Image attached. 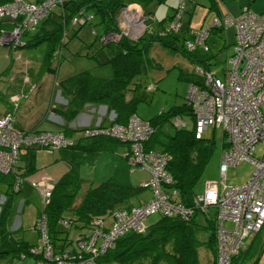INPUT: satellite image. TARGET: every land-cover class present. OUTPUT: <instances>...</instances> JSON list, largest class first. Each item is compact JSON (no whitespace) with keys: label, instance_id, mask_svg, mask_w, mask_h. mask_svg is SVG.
<instances>
[{"label":"trees","instance_id":"16d2710c","mask_svg":"<svg viewBox=\"0 0 264 264\" xmlns=\"http://www.w3.org/2000/svg\"><path fill=\"white\" fill-rule=\"evenodd\" d=\"M5 1L8 0H0V3ZM163 1L165 0H62L58 2L61 4L60 13H55L52 7L51 11L43 16L33 29L23 31L22 43L15 46L8 44L10 48H17L37 45L44 41L47 48L45 57L39 65L38 76L30 78V74L24 71L26 75L23 76V82L26 86L10 94L9 106L1 110L0 115L10 112L14 124L25 131L51 130L73 138L71 143L53 148L51 151L52 153L58 150L60 158L68 162V167L52 181L51 194L46 202H42L33 224L41 237L37 221L41 217L44 218L47 240L56 255L62 256L63 253H70L76 256L79 253H87L85 248L79 246V240L89 239L91 236L94 230L91 224L92 219L101 218L104 221V227H108L113 220L116 208L146 200L141 196L142 186L132 183L122 184L112 178L87 185L79 195L84 182L79 170L81 161L79 158L93 157L102 149L113 148L119 142L128 144L129 142L104 133L76 136L75 129L69 125V121L87 103L105 104L108 111L114 112L107 124L125 123L132 114H136L137 99L127 98L126 90L131 87L130 84L134 77L141 72L144 62L151 66L157 65V62L149 56L154 44H159L171 53L179 51L188 56L190 60H196L198 63L195 66L201 65L208 68V58H199L194 52L198 45L188 48L186 41L190 39L184 36L181 41L176 34L181 27L180 17L185 8V1L180 0L179 5L172 6L171 12L164 17L159 19L153 17L154 11L151 4ZM131 3L140 4L143 14V29L137 35L121 32L119 25L121 11ZM209 8L216 9L218 15L232 13L225 12L223 9L221 11L216 0H213ZM90 9L98 15L103 27L102 34H96L92 43H95L97 39L102 44L109 43L111 40L106 41L105 36L109 32L120 34L119 38L114 40L118 43L119 50L105 61L98 59V51L87 54L99 64L110 63L111 75H95L89 68H83L61 77L57 83L60 93L66 98L65 105L58 107L55 104L51 107L49 103L42 116L38 117V122L42 119L46 120L48 112L52 109L64 117V123L59 124L57 129L38 128L35 125L28 128L18 126L12 111L18 107V97L21 99L26 96L25 88L32 91L35 89L33 86L36 88L39 86L35 84L36 77L40 78L39 74L49 72L55 75L62 61V47L67 42L66 36L70 32L77 31L79 26L91 19L90 15H86ZM174 23L178 25L175 26ZM76 25L77 28H75ZM233 42L234 40L232 44ZM195 66L194 73H191L188 79L190 83L201 84L203 75L195 70ZM8 68L9 66L6 70ZM153 88L154 85L150 90ZM192 109L187 98L186 102L162 109L147 119L152 131L144 141L143 149L146 152L153 151L168 156L165 169L172 180L166 187L177 192L178 200L194 206V198L203 190L198 191L197 184L203 177L216 144L213 136H203V133L199 137L195 135ZM184 115L192 119V127H187L186 123L184 125L176 123V118L183 119ZM93 125L94 123L89 125V128ZM40 148L45 149L41 145L22 146L18 156L15 157L13 170L0 171V262L14 263L15 257L23 258L27 254H33L36 261L32 264H54L53 260L48 262L43 252L37 248L40 240L30 242L17 232V228H11V216L18 199L21 180L37 171L36 156ZM129 155L130 151L125 156ZM41 176L43 175H38L34 179ZM206 180H204V185ZM16 182L17 187H14ZM200 212L205 213V222L197 220ZM215 226V210L210 215L208 209L202 211L193 207L189 219H183L178 215L156 213L152 220L146 219V227L143 231L130 230L120 235L116 238L114 246L98 253L95 260L97 264H160L161 261L167 264H199L198 248L201 244H205L212 251V259L206 264H216ZM201 230L208 232L206 239L199 238L197 233ZM239 254L240 251L232 256L230 264H234V258Z\"/></svg>","mask_w":264,"mask_h":264},{"label":"built area","instance_id":"2783aa9c","mask_svg":"<svg viewBox=\"0 0 264 264\" xmlns=\"http://www.w3.org/2000/svg\"><path fill=\"white\" fill-rule=\"evenodd\" d=\"M60 1L1 2L0 19L8 21L9 26L0 27V44L15 46L22 43L23 31L33 29ZM131 9V6H127L121 11L122 15L125 17L130 12L132 21L143 15L138 9ZM231 26L236 29L234 50L229 55L230 65L224 71V78L210 68L196 65L195 70L203 75V82L190 83L187 94L193 108L195 135L199 137L208 126L222 129L224 145L219 163L220 178L206 180L204 189L194 198V206L185 204L178 200L175 190L166 187L172 180L165 169L168 156L143 149V143L152 131L147 120L132 114L125 123L115 122L104 126L96 123L91 128L88 125L84 128V134L104 133L129 142L130 163L145 166L152 174L151 180L145 184L151 187L152 195L137 204L116 208L108 227H104L103 219H92L94 230L91 236L79 240V246L85 248L87 253L76 256L53 253L47 240L44 218H39L37 226L42 235L37 248L48 262L97 264L95 257L98 253L113 247L116 238L127 231H143L146 219L151 214L163 213L189 219L193 207L202 211L213 207L216 220V264H230L232 256L240 251L244 239L264 226V151L260 154L255 152L259 143L264 146V12L244 7L239 15L229 12L216 14L207 26L195 31V40H187L186 46L193 48L200 45L207 50V36L211 28ZM105 36L106 41H110L117 40L120 34L109 32ZM176 123L185 124L180 117L176 118ZM72 141L71 136L57 131H25L14 124L10 112L0 115V171L13 170L15 157L24 145H41L51 152L53 148ZM241 161H248L254 166L250 177L243 183H227L225 178L228 167ZM31 185L39 190L41 201L46 202L51 194L52 181L43 175L33 179ZM14 187H17V182ZM227 220L234 222V226H226Z\"/></svg>","mask_w":264,"mask_h":264},{"label":"rangeland","instance_id":"374dc122","mask_svg":"<svg viewBox=\"0 0 264 264\" xmlns=\"http://www.w3.org/2000/svg\"><path fill=\"white\" fill-rule=\"evenodd\" d=\"M34 1V0H29ZM185 8L181 13V27L176 31L181 41L186 36L191 41L195 40V31L207 26L216 15V9L209 8L213 0H184ZM225 12H232L234 15H239L244 7H249L255 12L264 11V0H216ZM180 4V0H165L163 2H154L152 9L154 11L153 17L162 18L168 12H171L172 6ZM131 8L141 12V5L138 3H131ZM134 7H137L134 9ZM130 9V7H129ZM131 9V10H132ZM137 10V11H138ZM55 13L61 12V4L56 3L53 6ZM129 12V10H128ZM132 12V11H131ZM131 13H127L124 17L122 13L119 15L121 32H128L134 35L141 33L143 29V22L141 17H136L132 21ZM86 15H90V20L83 23L77 28L74 33L70 32L66 36L67 42L62 47V61L58 66L57 72L50 74L44 72L37 79L43 80L45 83L41 86H33L36 93H41L44 96L30 95L19 99V104L22 111L29 105L34 103L35 108L31 110L28 116L40 117L45 112L50 99V94L53 89L49 88L46 82L54 83L56 78L67 76L68 74L89 68L95 75L110 76V63H97L93 58L87 54L93 51L97 52V57L101 61H105L119 50V45L116 41L102 44L100 40L92 43L96 38V34H102L103 27L99 22V17L90 9ZM133 18V17H132ZM138 18L139 21H138ZM137 19V20H136ZM146 25H150L147 24ZM9 22L5 19L0 20V27L6 28ZM235 26L228 28H212L207 36V43L209 49L205 50L200 45L196 46L194 52L199 58L207 57V67L216 72L220 77L224 78V71L229 67V55L232 54L234 46L232 41L235 38ZM47 44L40 42L32 46H20L17 48H10L7 44H0V111L9 106L8 98L12 92L20 90L25 83L23 82L24 71L28 72L31 77L38 76L40 70V62L45 57ZM213 54V55H211ZM149 56L157 62V65H147L143 63L141 72L137 74L130 84V88L126 90V96L134 97L136 102V114L141 118L147 120L162 109H168L172 105H178L186 102L189 88V75L194 73V66L198 63L196 60L192 61L188 56L181 54L179 51L171 53L159 44H154L149 52ZM9 68L6 70V68ZM11 66V68H10ZM39 80V81H40ZM27 81V78H25ZM154 88L150 90L149 86ZM26 86V85H25ZM40 88V90H39ZM23 89V88H22ZM28 88H25L27 92ZM50 89L49 93L48 90ZM31 93V90H28ZM49 97V98H48ZM46 98H48L46 100ZM11 99V97H10ZM62 100V95L58 90L54 96V102ZM17 105V106H18ZM13 111V110H12ZM14 113V111H13ZM55 118V120L62 122L63 119ZM42 118V117H41ZM50 118V114L48 115ZM42 119L35 124L38 128L56 129L57 126L50 119ZM187 127H192L193 121L188 115L183 116ZM56 121V122H57ZM22 124V123H21ZM203 136H213L215 139V150L205 168L201 181L197 184V190L204 189V180H216L220 178L219 163L221 160V152L223 147V132L221 127L213 129L208 126L203 130ZM84 134V129H76L75 135ZM130 151L128 143H120L113 148H105L96 153L95 156L79 158L80 174L84 182L79 195L85 187L89 184H97L106 178H112L114 181L122 184H135L142 186L141 196L148 199L152 195L150 186H145L151 180L150 170L140 164H131L129 156H125ZM264 151V146L259 143L255 152L260 154ZM58 150L52 153L45 149H38L36 156L37 171L21 180L20 191L18 199L13 209L11 216V228H17V232L28 239L30 242H37L40 240L37 229L33 226L37 212L42 204L41 194L39 190L31 185V180L38 175H44L51 181L55 180L68 167V162L60 158ZM254 166L248 161H241L234 165H230L226 172L225 181L229 184H239L246 181ZM24 198L26 200L24 201ZM79 197L77 198V200ZM208 213L212 215L214 208H208ZM156 214L148 216L147 220H152ZM200 222H205V213L200 212L198 215ZM225 225L229 227L234 226V222L225 221ZM199 238L206 239L208 232L201 230L198 233ZM252 236L244 239L240 254L234 258V264H264V227L259 234L252 241ZM250 245L248 251L244 252ZM199 264H206L212 259V251L205 244H201L198 248ZM36 261L33 254H27L25 257H15V264H32ZM160 264H167L161 261Z\"/></svg>","mask_w":264,"mask_h":264},{"label":"crops","instance_id":"0c3cea01","mask_svg":"<svg viewBox=\"0 0 264 264\" xmlns=\"http://www.w3.org/2000/svg\"><path fill=\"white\" fill-rule=\"evenodd\" d=\"M220 9L222 11L221 6H220ZM40 79H35V82H36L35 84L41 86L42 83L43 84L45 83L43 80H40ZM59 79L60 78H56L54 83H56L58 85L57 81ZM46 83H47L49 88L53 89V93L52 92L49 93L50 89L48 90V93L50 94V99L47 100L49 97L46 98V100L51 104V107H53L55 104L58 107L65 105L66 98L60 93V89L58 88V86L54 87L55 84H50L49 82H46ZM28 90H30V89H28ZM28 90H27L26 93H27V95H30L29 96L30 98L34 97V96H37V95L38 96H44L41 93H39V94L36 93V90H34V89H32L31 93H29ZM39 90H40V88H39ZM57 90H58L59 94L62 95V100H59L58 102H54V96H55ZM35 107H36L35 104L32 103V104H29L23 111H22V108H21L20 105H18V107H16V109H14V110L12 109L14 111L13 114H14L15 123L18 126H23L25 128L34 126L38 122V117L31 116V115L28 116V113L31 114V112H32L31 110H33ZM49 114H50V118H48ZM113 115H114V112L113 111H108L107 110V106L105 104L87 103L81 109V111L72 120L69 121V125L74 127V129L76 130V129H83L86 126L91 125L92 123H94V124H96V123L107 124V123L110 122V120L113 117ZM59 116L62 117V119H63L62 122L55 120V118H57V119L60 118ZM46 118L52 120L53 123L56 124L57 128H59V124H62L65 121L64 117L61 114L57 113L55 110H52V109L48 112ZM197 220H198V215H197ZM260 230L257 231L254 235H252L253 239L256 237V235L259 234ZM253 239H252V241H253ZM250 245L251 244H249V246L246 249H244L245 252L249 250Z\"/></svg>","mask_w":264,"mask_h":264},{"label":"water","instance_id":"95a60500","mask_svg":"<svg viewBox=\"0 0 264 264\" xmlns=\"http://www.w3.org/2000/svg\"><path fill=\"white\" fill-rule=\"evenodd\" d=\"M142 16H143V15H140L139 17H141V18H142Z\"/></svg>","mask_w":264,"mask_h":264}]
</instances>
